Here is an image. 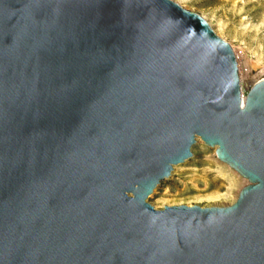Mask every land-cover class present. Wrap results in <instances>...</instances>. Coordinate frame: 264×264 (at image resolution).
Wrapping results in <instances>:
<instances>
[{
  "label": "water",
  "instance_id": "1",
  "mask_svg": "<svg viewBox=\"0 0 264 264\" xmlns=\"http://www.w3.org/2000/svg\"><path fill=\"white\" fill-rule=\"evenodd\" d=\"M197 139L248 185L155 209ZM0 264H264V79L172 0H0Z\"/></svg>",
  "mask_w": 264,
  "mask_h": 264
},
{
  "label": "rangeland",
  "instance_id": "2",
  "mask_svg": "<svg viewBox=\"0 0 264 264\" xmlns=\"http://www.w3.org/2000/svg\"><path fill=\"white\" fill-rule=\"evenodd\" d=\"M172 1L203 17L218 37L242 54L241 63L247 66L243 78L239 73L243 93L264 79V0ZM191 153L192 157L175 166L171 176L161 181L147 199L155 209L229 206L248 185L237 172L217 160L215 148L201 140L197 139Z\"/></svg>",
  "mask_w": 264,
  "mask_h": 264
},
{
  "label": "bare ground",
  "instance_id": "3",
  "mask_svg": "<svg viewBox=\"0 0 264 264\" xmlns=\"http://www.w3.org/2000/svg\"><path fill=\"white\" fill-rule=\"evenodd\" d=\"M235 54L237 56L238 59V65H239V73L241 78H243V76L245 75V73H247V70L245 68H247V66H243L241 61H242V54L240 52H238L236 49H234ZM218 160V159H217Z\"/></svg>",
  "mask_w": 264,
  "mask_h": 264
}]
</instances>
